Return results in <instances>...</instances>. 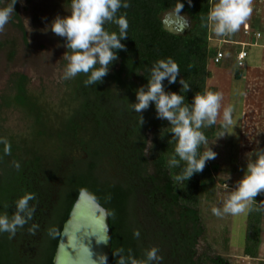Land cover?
<instances>
[{
    "label": "trees",
    "instance_id": "obj_1",
    "mask_svg": "<svg viewBox=\"0 0 264 264\" xmlns=\"http://www.w3.org/2000/svg\"><path fill=\"white\" fill-rule=\"evenodd\" d=\"M65 1L70 6L71 0ZM0 2L6 6L9 0ZM126 2L130 6L117 13V16L125 15L129 23L128 38L122 40L126 51H118L119 60L110 66L102 83L85 86L87 77L83 74L62 79L57 101H53L44 89H30L25 73L12 71L7 76L0 95V111L20 109L31 123L22 134L8 133L0 125V140H7L10 146V154H5V145L0 143V214L11 217L16 200L32 192L37 199L30 202L35 205V214L29 225L36 223L39 229L32 235L28 232L29 225H25L13 238L8 233H0V264H52L63 223L81 189L109 211L111 264H116L118 257L113 253L120 248L124 249L125 256L131 249L135 258L144 259L145 251L153 246L159 248L163 257L160 264H204L206 261L229 264L221 256L199 253L196 247L204 229L198 206L200 195L208 189L205 185L210 181L206 176L207 166L189 181L174 182L172 175L185 165L181 162L180 168L173 169L167 166L176 144L168 133L170 125L156 118L154 104L143 112L145 123L141 127L139 114L131 109V103L136 102V90L147 85L150 69L160 59L171 57L180 68L176 83L164 81L166 91L181 92L185 103L190 104L196 93L206 90L209 66L217 64L213 58L219 47H212L210 42L215 38L219 42V37L213 38L211 28L201 26V17H207L213 0H192L191 6L187 0ZM15 11L10 21L16 19V26L24 35L18 0ZM168 11H177L189 18L190 26L185 33L164 29L162 18ZM105 27L119 32L115 24ZM228 39L234 40L233 36ZM61 42L65 43L63 38ZM7 44V40L0 39V48ZM226 44L235 47V44ZM13 54L14 49L10 51V58ZM241 68L235 61V79L241 76ZM180 77L191 91L181 89ZM149 131L154 135L153 147L145 156ZM14 161L19 163V169L14 167ZM136 188L144 189L149 199L144 201L147 209L143 215L150 221L145 231L130 216ZM261 213V204L255 200L247 213L243 247L245 255L252 258L257 257ZM50 228L58 230L55 238L48 235ZM164 229L169 230L168 234ZM136 230L140 232L139 238L133 234Z\"/></svg>",
    "mask_w": 264,
    "mask_h": 264
},
{
    "label": "clouds",
    "instance_id": "obj_2",
    "mask_svg": "<svg viewBox=\"0 0 264 264\" xmlns=\"http://www.w3.org/2000/svg\"><path fill=\"white\" fill-rule=\"evenodd\" d=\"M21 3L24 0H20ZM17 0H9L6 6L0 7V32L12 19ZM189 6L192 0H187ZM253 0H217L210 7L207 17H201L202 27H211L217 35L236 33L250 18L253 12ZM130 5L126 0H71L70 14L57 15L49 25L52 33L65 41L67 49L63 59L67 61L63 69L62 79L70 80L83 74L87 77L85 86L102 83L108 75L110 66L119 60L118 51H126L122 40L128 38L129 23L125 15L117 16L121 8ZM181 10L183 4L180 5ZM106 24H115L119 32L109 31ZM191 67V66H190ZM180 76L178 63L171 57L160 59L154 63L147 77V85L136 90V102L131 103V109L139 114L140 127L145 123L143 112L151 105H155L156 118L165 120L170 125L168 133L176 140L174 155L167 160L169 169L184 167L179 173L172 175L174 182L182 184L189 181L195 174L203 172L210 160L217 158V153L209 146L203 128L211 127L217 123L223 102V94L205 90L196 93L190 104L185 103V96L181 92L166 91L164 81L168 84L177 82ZM181 89L191 91L189 84L180 77ZM231 107L223 110V128L218 138H223L229 133L227 129L233 126ZM163 139V136H161ZM144 155L148 156V148H152L151 140ZM5 145V154H10L7 140H0ZM206 146L200 152L201 146ZM247 155L244 175L236 182L235 187L223 202V208L213 206L212 213L217 216L224 214L237 215L251 210L256 197L264 195V149L258 148ZM253 156L255 157L253 159ZM19 169L18 162H13ZM230 179V177H229ZM37 199L32 192H26L15 202V211L8 216L0 214V233H8L13 238L18 229L29 225L35 214V205L30 202ZM7 207V205H5ZM39 225L32 223L28 227L29 234L35 235ZM56 228H50L48 235L55 238L58 235ZM136 238L140 237L138 230L134 231ZM158 247L153 246L145 251L144 259L133 256L128 250L125 256L124 249H118L113 255L118 257L116 264H160L163 257L159 254ZM98 264H107L106 255H99Z\"/></svg>",
    "mask_w": 264,
    "mask_h": 264
},
{
    "label": "rangeland",
    "instance_id": "obj_3",
    "mask_svg": "<svg viewBox=\"0 0 264 264\" xmlns=\"http://www.w3.org/2000/svg\"><path fill=\"white\" fill-rule=\"evenodd\" d=\"M215 2L217 0H213V4ZM4 4L5 2H0V7ZM252 7L253 12L245 25H248L252 31L259 30L264 40V0H253ZM70 11L71 8L65 0H24L23 3L18 0V15L25 34L23 35L22 30L16 26V19H13V22L10 21L5 26V30L0 32V39L8 41L7 45L0 48V95L7 83L8 74L15 71L23 72L28 76L30 89L34 91L44 89L51 100L57 101V92L62 88V74L66 66L63 59L65 47L61 42V37L54 35L49 25L57 15L66 16L70 14ZM243 28L244 24L239 31L228 35H217L211 29L212 37L230 38L233 36V39H237L242 35ZM261 36L257 38V42L251 37L245 38L253 46L246 48L244 71L261 66V56L264 51V47L260 45L264 44ZM210 45L214 48L219 45L218 48L222 49L226 56L221 62L209 66V69L212 68L210 72H213V76H208L206 79V90L211 87L209 90L221 92L223 102L217 123L210 129L205 128L207 130L204 132L207 134L209 146L217 153V158L206 164L208 168L206 176L211 182L205 185L208 189L200 195L198 207L204 229L199 237L200 242L197 249L199 253L208 257L221 256L229 264H264V195L256 197V201L259 205L261 204L262 208L256 258L249 257L243 252L249 211L222 216L212 213L213 206L223 208V202L235 187L236 182L244 175L247 163L246 154L258 148L264 149V113L261 114L262 110L259 111L258 107L249 110L253 102L250 101L249 94L244 89L246 84L249 85V82H246L247 76L241 75L239 80L233 77L235 59L232 50L234 45L219 43L216 38L210 42ZM235 47L238 49L237 45ZM12 49H14V54L10 58ZM227 107L233 109V126L227 129L228 135L217 139L218 134L225 131L223 110ZM256 116L261 119L253 118ZM253 120L261 122L260 126L254 124L255 122L252 123ZM30 123V119L20 109L9 108L7 111H0V125L8 133L22 134ZM147 135L148 140L152 141L154 136L152 131H149ZM148 144L149 141H147V147ZM205 150L206 146L202 145L201 153ZM136 190V199L130 203V216L137 227L145 231L147 229L145 219L147 217L143 215L147 209L144 204L145 198L141 188H136ZM206 262L204 264H208Z\"/></svg>",
    "mask_w": 264,
    "mask_h": 264
},
{
    "label": "water",
    "instance_id": "obj_4",
    "mask_svg": "<svg viewBox=\"0 0 264 264\" xmlns=\"http://www.w3.org/2000/svg\"><path fill=\"white\" fill-rule=\"evenodd\" d=\"M162 22L172 33L183 34L190 26L189 18L177 11L167 12ZM110 249L109 211L81 189L63 223L52 264H98L102 254L111 264Z\"/></svg>",
    "mask_w": 264,
    "mask_h": 264
},
{
    "label": "crops",
    "instance_id": "obj_5",
    "mask_svg": "<svg viewBox=\"0 0 264 264\" xmlns=\"http://www.w3.org/2000/svg\"><path fill=\"white\" fill-rule=\"evenodd\" d=\"M253 32H255V31H253ZM245 38L246 37H244L243 35H240V36L237 37V39H234V40L241 41L242 42V41H246ZM261 39L263 40V38H261ZM261 39H259V40H261ZM254 40L257 42L258 39L256 38ZM248 47H250V46H248ZM235 48L236 47H234V49ZM261 59H262V61H261V66L260 67H258L256 69L255 68H251V69H249L247 71H244V68H241V71H242V74L241 75L242 76L243 75L247 76L246 77V82H249V85L246 84L244 89H245V92H247L249 94V99H251L250 101L254 103V104L251 103L252 105L249 107V110L251 111L253 108L258 107L259 108V111H261V110L263 111V112L261 111V114H263L264 113V51L262 53ZM211 69L212 68L209 69V72L212 71ZM209 76H213V72H210V75ZM237 80H239V79H237ZM254 97H256L255 100L257 102H255ZM261 114H259V115H261ZM259 115H257V116H259ZM257 116L256 117H253V118H255L257 120L261 119V118H259ZM252 123H254L256 125H259V126L261 124V122H258L256 120L255 121L253 120ZM256 125H255V127H256ZM250 126H252V125H250Z\"/></svg>",
    "mask_w": 264,
    "mask_h": 264
},
{
    "label": "built area",
    "instance_id": "obj_6",
    "mask_svg": "<svg viewBox=\"0 0 264 264\" xmlns=\"http://www.w3.org/2000/svg\"><path fill=\"white\" fill-rule=\"evenodd\" d=\"M251 28H248V25L244 24V28L242 29L243 35H245L246 38L251 37L252 40L259 38L261 35L259 32L255 31L253 32L252 30H250ZM219 43H232L235 45H238V49H234V58L236 61V66L241 68L245 65V58L247 57V51L246 48L248 46H252L253 44L249 41H236V40H230L226 37H222L220 36L218 39ZM254 43V42H253ZM261 46L264 47V44H260ZM225 55V53L223 52V50H221L220 48L216 49V53L215 56L213 58V61L215 63H218L220 61L221 58H223Z\"/></svg>",
    "mask_w": 264,
    "mask_h": 264
},
{
    "label": "flooded vegetation",
    "instance_id": "obj_7",
    "mask_svg": "<svg viewBox=\"0 0 264 264\" xmlns=\"http://www.w3.org/2000/svg\"><path fill=\"white\" fill-rule=\"evenodd\" d=\"M168 12H169V11H168ZM165 14H166V13H165ZM165 14H164V15H165ZM162 19H163V18H162ZM141 189H142V188H141ZM142 190H143V192H146L144 189H142ZM143 192H142L143 197L146 198V199H148V198H147V195H146L145 193H143ZM146 193H147V192H146ZM148 200H149V199H148ZM145 219H146V218H145ZM146 221H147V225H146V226L148 227L149 224H150V221H149L148 219H146ZM144 222H145V221H144ZM145 223H146V222H145ZM160 230H161V229H160ZM161 231H162V230H161ZM168 231H169L168 229H166V230L164 229V233H167V234H168ZM168 239L171 241L170 232H169V238H168ZM199 239H200V238L198 237V238H197V241H198V242H197V244H196V247L198 246V244H199V242H200ZM197 248H198V247H197ZM214 257H216V256H214ZM227 264H228V263H227Z\"/></svg>",
    "mask_w": 264,
    "mask_h": 264
},
{
    "label": "bare ground",
    "instance_id": "obj_8",
    "mask_svg": "<svg viewBox=\"0 0 264 264\" xmlns=\"http://www.w3.org/2000/svg\"><path fill=\"white\" fill-rule=\"evenodd\" d=\"M167 13V12H166Z\"/></svg>",
    "mask_w": 264,
    "mask_h": 264
}]
</instances>
